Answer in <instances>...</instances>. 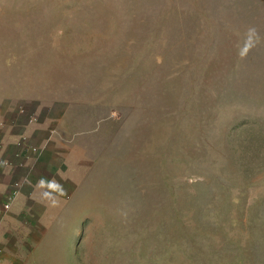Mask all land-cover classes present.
<instances>
[{
  "label": "rangeland",
  "instance_id": "1",
  "mask_svg": "<svg viewBox=\"0 0 264 264\" xmlns=\"http://www.w3.org/2000/svg\"><path fill=\"white\" fill-rule=\"evenodd\" d=\"M10 79L73 188L27 264H264V0H0Z\"/></svg>",
  "mask_w": 264,
  "mask_h": 264
},
{
  "label": "crops",
  "instance_id": "2",
  "mask_svg": "<svg viewBox=\"0 0 264 264\" xmlns=\"http://www.w3.org/2000/svg\"><path fill=\"white\" fill-rule=\"evenodd\" d=\"M9 88L6 92L0 89V264H27L32 249L50 230L48 225L54 223V215L73 188L67 185L62 189L67 176L63 179L59 170L66 172L62 170L66 168L55 164L68 156L49 153L46 147L50 141L41 125L30 128L27 124L26 96L11 79ZM40 143L45 149L33 154L32 149ZM15 182H20L18 192L7 201ZM74 231L77 235L78 229Z\"/></svg>",
  "mask_w": 264,
  "mask_h": 264
},
{
  "label": "built area",
  "instance_id": "3",
  "mask_svg": "<svg viewBox=\"0 0 264 264\" xmlns=\"http://www.w3.org/2000/svg\"><path fill=\"white\" fill-rule=\"evenodd\" d=\"M1 145V144H0ZM18 187H19V185H18V183L16 182L13 186H12V188H10V190L8 191V193H7V195H6V200L7 201H11L15 196H16V194H17V192H18Z\"/></svg>",
  "mask_w": 264,
  "mask_h": 264
},
{
  "label": "clouds",
  "instance_id": "4",
  "mask_svg": "<svg viewBox=\"0 0 264 264\" xmlns=\"http://www.w3.org/2000/svg\"><path fill=\"white\" fill-rule=\"evenodd\" d=\"M252 34H254V32H253ZM249 41H251V36H250V38H249ZM250 46H251V44H250V42H249V44L246 45V47L244 48V50L240 52V56H241V57H243V56H245V55L247 54L248 48H249Z\"/></svg>",
  "mask_w": 264,
  "mask_h": 264
}]
</instances>
